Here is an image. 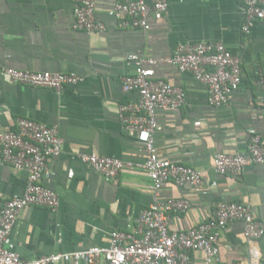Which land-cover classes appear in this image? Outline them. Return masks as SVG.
Masks as SVG:
<instances>
[{
	"label": "crops",
	"instance_id": "obj_1",
	"mask_svg": "<svg viewBox=\"0 0 264 264\" xmlns=\"http://www.w3.org/2000/svg\"><path fill=\"white\" fill-rule=\"evenodd\" d=\"M117 0H95V17L107 26L102 33L86 34L72 28L71 0H0V133L12 131L18 119L56 126L62 152L49 162L42 185L55 193V213L27 207L6 243L22 259L108 247L113 232H132L139 213L152 202L151 182L141 169L125 170L105 182L79 160L82 154L142 165L145 154L120 127L118 107L137 99L122 91L121 78L133 73L129 55L170 56L180 43H222L241 61L242 83L227 105L213 110L205 88L188 74L158 66L155 77L180 87L185 104L176 111H156L160 130L154 135L160 156L200 173V188L168 184L163 195L186 199V214L172 215V230L184 231L213 217L220 203L251 207L264 222V165L249 166L236 178L217 175L216 154L245 153L248 131L264 141V21L245 36L241 0H168L166 16L150 20V30H119L108 12ZM75 74L84 81L51 90L15 84L2 72ZM199 123L195 126V123ZM26 174L0 162V199L21 196ZM217 264H250L251 250L264 256V237L248 242L242 223H231L219 240ZM193 259L202 264L203 255ZM61 264V263H60Z\"/></svg>",
	"mask_w": 264,
	"mask_h": 264
},
{
	"label": "built area",
	"instance_id": "obj_2",
	"mask_svg": "<svg viewBox=\"0 0 264 264\" xmlns=\"http://www.w3.org/2000/svg\"><path fill=\"white\" fill-rule=\"evenodd\" d=\"M72 28L88 35L102 33L107 26L95 17V0H71ZM243 20L241 33L264 21V0H241ZM169 8L168 0H117L108 16L119 30H150V20H162ZM133 63L130 76L121 78L122 91L135 93L137 99L118 107L119 124L123 132L134 138L145 154L142 165L82 154L79 160L89 166L105 182L115 181L125 170L141 169L151 182L152 202L135 219L132 232H113L108 247H92L70 253H53L25 260L6 248L19 214L27 207H40L55 213L59 199L42 185L49 177V162L62 152V140L56 126H46L18 119L12 131L0 133V162L26 174V186L21 196L0 199V264H197L194 253L203 255L202 264L219 262V240L233 222L242 223L248 242L264 237V222L258 220L248 205L218 204L212 218L184 230H172V215L186 214L191 203L186 199L168 198L163 190L168 184L176 188L198 189L202 185L199 172L183 166L157 152L154 135L160 130L156 111H176L185 104L182 88L155 77V68L169 66L181 74L190 75L206 90L207 105L217 110L228 104L230 96L242 83L241 61L222 43H180L170 56L149 58L129 55ZM11 82L32 88L47 89L59 95L66 87H76L84 81L75 74L22 72L2 69ZM261 105L264 109V86ZM199 123H195L198 126ZM245 153L216 154L213 171L220 176L239 177L249 166L264 165V141L255 130L248 131ZM250 264H264L263 254L251 250Z\"/></svg>",
	"mask_w": 264,
	"mask_h": 264
}]
</instances>
